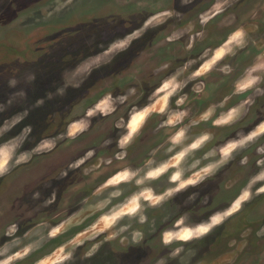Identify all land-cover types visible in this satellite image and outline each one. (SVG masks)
<instances>
[{
    "label": "rangeland",
    "instance_id": "obj_1",
    "mask_svg": "<svg viewBox=\"0 0 264 264\" xmlns=\"http://www.w3.org/2000/svg\"><path fill=\"white\" fill-rule=\"evenodd\" d=\"M62 4L65 6L59 8ZM148 21L151 23L147 30L133 40L127 51L101 67H89L90 58ZM239 27L247 32L243 48L230 41ZM229 49L235 54L216 60L217 52ZM204 64H211V70L188 81L180 93L187 96L185 107L191 110L190 118H197L209 105L221 101L224 107L217 108L216 115L241 103L243 113L228 127H213L209 120L192 129L194 135L201 131L213 134V140L203 150L207 151L236 137L238 131L248 134L256 130L264 121V84H256L242 95L233 94L237 80L245 84L256 75L264 77V0H0V146H18L17 151L30 152L42 140L65 133L70 123L85 118L88 109L103 106L108 94H127V102L118 103L114 113L92 118L79 140H59L54 150L34 155L29 163L0 177V252L8 249L4 257L23 252V246L31 243L36 250L12 264H60L66 250L86 239L89 226L95 227L93 221L100 223L92 215L99 199L92 193L116 169L141 166L171 131L160 127V116L152 115L142 129L150 131H141L127 149V158L117 160V121H129L132 108L149 106L151 96V105L160 107L163 94L157 90L166 77L183 69L180 80L184 81ZM31 74L34 79H29ZM11 79L17 81L15 86L9 85ZM196 85L203 87L202 93L193 90ZM59 89L64 90L62 95ZM130 89H135V94ZM176 98L171 99L173 107ZM29 126L31 132L25 136L24 130ZM108 140L112 143L106 144ZM90 149L95 155L87 158ZM245 156L247 164L242 165L240 160ZM82 157L84 164L69 168ZM108 157H112L111 164L100 163ZM262 157L264 134L197 188L181 192L163 207L149 209L148 223L132 222V228L143 233L139 244L132 242L131 229L123 237L107 242H103L102 235L97 241L75 248L68 264H156L161 258L166 264H264V243L255 241L252 229L253 212L264 195L244 204L241 211L223 223L224 227L183 245L185 251L176 258L170 252L178 245L165 247L161 243L162 231L171 227L178 216L187 214L189 223L199 222L207 219L205 206H212L211 210L216 207L214 211L227 208L249 177L259 170L257 160ZM163 158L162 153L157 154V159ZM33 175L42 176L40 188L32 184L25 191L23 187L13 188L14 179L23 182L24 176ZM156 186L159 191L167 187L163 182ZM123 187L125 195L134 190L132 185ZM53 192L55 202L45 207L44 201ZM193 192L198 193L197 199L187 202ZM33 193H39V198L33 199ZM19 194L30 208L17 209V213L13 211V199ZM84 197H88L89 204L81 206ZM43 222L75 226L39 245L36 237L47 231L46 226L37 227ZM12 225L17 226L15 232H10ZM100 242L99 251L84 259L92 244ZM189 250H194V255Z\"/></svg>",
    "mask_w": 264,
    "mask_h": 264
},
{
    "label": "clouds",
    "instance_id": "obj_2",
    "mask_svg": "<svg viewBox=\"0 0 264 264\" xmlns=\"http://www.w3.org/2000/svg\"><path fill=\"white\" fill-rule=\"evenodd\" d=\"M67 2L71 3V0H67ZM64 6L62 4L59 8ZM150 23L151 21L146 22L141 28L129 33L120 41H113L101 54L90 58L91 64L89 67H101L104 63H110L111 59H114L121 52L127 51L131 47L133 40L141 38ZM246 37L247 32L245 29L239 27L230 36V41L236 47L243 48L247 43ZM230 54H235L232 49L217 52L216 60ZM105 57L108 59H104ZM164 67H167V65ZM211 67V64H204L201 69L190 74L184 81L180 80L183 69H177L171 76L166 77L161 82V87L157 90L158 93L163 94V101L160 107L157 108L155 105H151V100L154 98V96H151L149 97V106L132 108L129 113V121L122 119L117 121L116 127L120 129L119 137L116 140L118 151L114 153V157L117 160H125L127 158V149L141 134L144 125L147 124L152 115L160 116L162 118L160 127L170 129L171 131L167 134L162 144L152 149L148 158L141 166L133 167L127 165L120 167L96 188L92 195L99 199H97L94 205L95 211H92V215L97 216V220L100 223L93 221L95 227L89 226L86 239H80L73 244L72 250H66V254L60 257V264H68L72 260L75 248L83 246L88 241H97L102 235L105 236V241L103 242H107L118 237H123L131 229L132 242L139 244L143 239V233L140 229H133L132 222L137 224L148 223L147 212L149 209L163 207L181 192H185L189 188H197L207 179L215 176L222 167L235 158L238 152L246 149L250 143L259 139L264 134V121H262L256 130L248 134H245L242 130L238 131L236 137L226 140L223 144L208 148L207 151H203L213 140V134L209 131H201L194 135L192 134L193 128L198 127L201 123H207L209 120H211L213 127H228L241 119L243 115L241 112L242 103L234 105L216 115V109L224 107V102L221 101L217 104L209 105L197 118H190L191 110L185 107L187 96L180 95V93L188 81L206 75L211 70ZM221 70L223 71V69ZM34 78V74H31L29 77V79ZM240 79H243V77ZM16 83L15 79L9 80L10 86H15ZM256 84H264V77L256 75L253 79L247 80L245 84H240L239 80H237L234 85L233 94L242 95L250 91ZM75 86L78 87L79 85ZM193 90L197 94H200L204 89L202 86L196 85ZM63 91V89L58 90L61 95ZM130 92L135 94V89H130ZM173 97H177L175 99V107L171 104ZM125 102H127V94L117 97L108 94L103 106L95 105L88 109L85 118L70 123L65 133L54 139L42 140L30 152H19L17 151L18 146H0V177L8 175L15 167L29 163L32 156L42 154L45 150H54L59 140H75L88 130L92 118L99 115H110L115 112L118 103ZM213 116L216 118L213 119ZM30 132L31 128L29 126L25 128L24 135L26 136ZM105 143H112V141L108 140ZM198 152L202 154L197 156ZM158 153H162L164 158L157 159ZM94 155L95 152L92 149L86 153L87 158H91ZM111 162L112 157L100 161L102 164H111ZM84 163L85 158L82 157L69 164V168H77ZM240 163L246 165L247 157H242ZM257 168L259 170L249 177L247 183L240 189L227 208L213 212L206 220L192 223H189L191 219L189 215L182 214L172 221L171 227L162 231L161 243L165 247L178 245L171 249L170 256L172 258L180 256L185 251L183 245L203 239L231 216L241 211L244 204L251 202L256 196L264 195V157L257 160ZM84 174H88L87 169ZM165 177L166 180L164 179ZM157 182H163L167 187L159 191L156 186ZM124 185H132L134 190L125 195ZM197 197L198 193H190L187 202H195ZM38 198L39 193H33V199ZM55 199L56 194L53 192L51 197L44 201V206H50L55 202ZM87 204H89V199L88 197H84L81 201V206ZM90 218L86 217V219ZM64 224L65 222H62L60 225L52 226L46 225V222H43L42 225H38L37 227H47L46 233L36 237L39 245H42L47 239H54L58 235H62L63 232L75 226L68 223L67 227H65ZM16 230L17 226L12 225L10 232H15ZM257 236H264V227H261L257 231ZM103 242L93 243L83 258L89 259L95 255ZM34 250H36L35 247L30 243L23 246V252L15 251L4 257V252L8 251L5 248L3 252H0V264H12L13 261L22 260ZM189 254L194 255V250H189ZM37 264H42V262L37 261ZM156 264H166V261L161 258Z\"/></svg>",
    "mask_w": 264,
    "mask_h": 264
},
{
    "label": "flooded vegetation",
    "instance_id": "obj_3",
    "mask_svg": "<svg viewBox=\"0 0 264 264\" xmlns=\"http://www.w3.org/2000/svg\"><path fill=\"white\" fill-rule=\"evenodd\" d=\"M142 131H143L144 134H147L150 130L148 132L145 131V130H142ZM77 140H79V137H78ZM50 170H51V168H50ZM55 175H56V173H54V176ZM24 177H25V179H23V182H21L19 179H14L13 182L11 183L13 188L18 189V188L23 187V190L25 191V189H28L27 186L31 185V184L33 186H35V187H38V188L41 187L42 180H40V179H41L42 176H40L39 178L34 177V175L31 176V177H27V178H26V176H24ZM73 185H74V182H73ZM22 194H24V193H22ZM13 202H14V210L13 211H15L17 213H19L18 210H26V208H30L29 203H26V199L25 198H21L20 194L17 196V198L13 199ZM20 207H22V209ZM211 207L212 206H210V205L209 206L207 205V206L204 207L205 210H207V217L206 218H208L210 216V213L217 211V209L214 211V209L216 207H214L213 210H211L212 209ZM255 209H256V211L253 212V221L252 222L254 224H253V228L252 229H254L253 230V234H254V236H256L255 237L256 238L255 241L258 244H260V243H264V236H262V237L261 236L260 237L257 236V231L259 230V227L261 225H264V199L260 202V204L256 205ZM31 211H32V209H29V212H31ZM219 227L220 228L224 227V224L220 225ZM219 227H217V228H219ZM260 263H262V260L260 261Z\"/></svg>",
    "mask_w": 264,
    "mask_h": 264
}]
</instances>
